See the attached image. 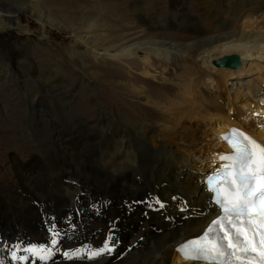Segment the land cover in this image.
<instances>
[{
  "label": "bare ground",
  "instance_id": "obj_1",
  "mask_svg": "<svg viewBox=\"0 0 264 264\" xmlns=\"http://www.w3.org/2000/svg\"><path fill=\"white\" fill-rule=\"evenodd\" d=\"M25 1L27 3H21L20 9L40 23L42 39H46L48 35L47 26L62 28L71 33L70 45L62 49L64 55L81 45L83 50H91L90 54L95 58V51H100V54L109 55V60H124L129 57L140 59L143 66L139 70L140 80L146 81L149 78L148 81L153 85L155 82L152 79L155 75L152 71L156 69L150 59L157 57L164 63L157 74L161 75L163 80L158 87L162 86L161 84H169V78L164 76L169 73L166 63L172 64L176 60L185 62L188 60L185 54L191 56L196 53V61L202 65L203 71L215 74L218 72L224 78L228 75L224 68L237 69L241 66V60L248 70L259 71L256 78L259 74L264 75V0H169L166 6L168 15L164 17L155 16L152 12L160 8H149L146 0H128L129 12L135 18L133 22L124 19L122 12L113 13L120 21L131 25L130 29L133 31H118L121 34L117 33L115 36L104 30H101V35L98 34L97 29L100 28L93 26L94 23L97 24L95 21L98 14L95 9L102 7L104 11H113L115 5L120 8L119 3H126L127 0H120L116 4H112L111 0H75L72 5L81 3L82 6L75 15L70 9L61 10L63 16L71 18L67 26L52 19L50 12L41 10L38 0ZM4 6L6 4L0 3V30L16 27L19 22L18 11L14 7L6 9ZM81 18L84 23L79 28L75 27L74 20ZM100 21L98 20L100 27L111 26L104 19ZM169 28L186 33L177 38ZM185 39L189 41L186 42ZM231 54L239 57L240 65L237 68L215 66L212 63L215 59ZM70 57L72 58L71 55ZM72 60H76L82 69L85 68L84 63L76 57ZM29 61L34 68L36 64H43L33 61L32 55ZM179 66L181 71L176 78L181 82L176 85L184 86L189 94L190 90L199 86H189L186 80L197 73L187 63ZM50 67L47 65V68H53L52 71H55L54 81L51 79L49 82L40 77V85L45 84L44 89L40 91L44 90L50 94L51 100L43 97L40 102L54 104V115H57L50 121L56 122L54 128L67 125L68 134L64 138V130L54 128L53 133L58 132L60 136L40 134L39 126L44 125L47 118H34L36 115L33 116L32 113H37L34 109L29 111L32 114L31 120H28L31 121L28 124L30 127L23 131L28 139L42 148L41 151L36 147L41 155L46 156V161L52 164L50 173L55 177L52 184L57 200L55 204L49 205V198L46 202L42 201L44 190L43 193L39 189L31 190L39 186L32 185L33 175L30 172L38 174L40 180H43L40 171L44 168L41 162L21 170L19 174L27 185L26 193H31L34 197L37 191V194H40L36 204L37 211L31 205L23 206L32 217L29 222L23 223L21 219L20 224L16 223L13 229L0 224V248L4 249L6 246L8 250L12 246L26 249V241L49 238L47 246L43 247L45 250L39 249L38 255L29 257L26 264H206L184 260L175 250V246L184 239L199 234L218 213L209 200L210 194L204 188L203 180L213 170V167L209 166L213 164L216 167L219 154L226 152L222 134L235 126L264 143V102L259 101L264 96V82L252 89L247 86L248 94L260 92L258 97L261 98L253 103L246 101L243 104L248 108L255 107L251 111L257 110L259 113L258 126H246L234 118L221 120L219 113L203 102L177 105L173 99L160 100L151 94L149 89L138 88L136 94L129 97L130 102L126 101L128 106H132L131 110L126 109V112L120 108L126 104L121 99L115 102L118 110L115 114L109 107L103 106L97 111L95 125L98 130L93 133H81L79 124L86 123V119L78 118L75 122L73 119L76 115H67L65 109L68 105L55 99L62 89L64 78L55 76L59 70L55 66ZM206 67L210 69H205ZM217 67L224 68L215 69ZM17 77L20 78L18 75ZM210 78L214 79L211 76ZM57 81L60 83L55 84ZM19 83L23 85L22 80ZM26 89L24 85L21 87L23 93ZM136 95L143 101L141 108L135 100H131L136 98ZM34 99L35 96L28 99L27 102L31 105L28 108L34 107ZM0 103L3 104L2 99ZM112 117H115V120L108 119ZM159 118L162 120H158ZM49 140L54 142V149L50 147ZM62 145H65V148L62 149ZM198 151L206 156L214 151L218 152L212 160L207 157V161L198 158L195 162L199 164L190 163L186 166L190 169H184L182 160L189 156V153ZM37 159L39 160L38 157ZM94 166L98 171L93 169ZM73 180L74 184L71 182ZM87 185L91 191L86 189ZM157 200L164 204L163 208H160ZM47 205L49 206L46 207ZM71 226L74 232L69 234L67 231L71 230ZM64 228L65 234L62 232ZM5 229L9 231L5 232ZM53 237L57 240L55 246L51 244ZM105 243L111 251L106 250L93 257L92 252L103 248ZM48 248H52V251H46ZM66 250L67 255L64 256L62 253ZM19 253L25 257V250ZM41 256L44 259H41ZM24 261L25 259L17 264H24ZM3 264L11 263L4 257Z\"/></svg>",
  "mask_w": 264,
  "mask_h": 264
},
{
  "label": "rangeland",
  "instance_id": "obj_2",
  "mask_svg": "<svg viewBox=\"0 0 264 264\" xmlns=\"http://www.w3.org/2000/svg\"><path fill=\"white\" fill-rule=\"evenodd\" d=\"M73 1L75 0H38L37 2L41 3L39 6L41 10L50 12V17L52 19L56 20L61 25L67 26L69 25L71 18L67 15L63 16L61 10L64 8L70 9L73 11V15H75L79 10L82 9L81 3L79 5H72L71 3ZM111 1L112 4H116L120 0ZM146 1L149 3V8H160V10L152 12L155 16L164 17L168 15V9H166V6L168 5L167 3L169 0ZM23 2L27 3L25 0H0V3L6 4L4 8L13 9L14 7L19 13V22L17 24L18 27L16 25V27H8L0 30V99H2L3 103H0V211H3V219L0 217V224H3L2 226L13 229L16 223L20 224L21 219L23 220V223L29 222L32 217L29 216V211L25 208L26 205H31V207L35 208L37 211L36 204H38L37 200H39L38 196L40 194H37V191V193H35L36 196L34 197L31 195V193H26L27 185L25 184V180L23 179V182L20 178V172L23 169H28L29 167L31 168L34 166V164L37 165L38 162H41L43 165L42 167L44 168V170L40 171V173H42L41 176L43 180H40L41 178L38 177V174H33L30 172L31 175H33L31 176V178L33 177L32 185L39 186L31 190L39 189L41 193H43L42 191L44 190L42 201L46 202L49 198L50 201L47 202L49 205L55 204L57 200L55 199L56 193L54 192L53 188L55 177L54 174L50 173L52 164L49 161H46L48 159H46L45 155H41L42 153L38 151L39 149L37 150V148H40L42 151V148L34 141L28 139L23 131L29 129L30 126L28 124L31 121L28 120L33 114V116L36 115L34 118L39 116V118H44L45 120L47 118V120L44 121L46 123L44 125L40 124L39 126V128L41 127L39 129L40 134L43 133L47 134L48 136L59 135L58 132L53 133L52 130L54 129L62 131L64 130L62 133L64 138H66V135L68 134L66 133L68 132L67 125L64 124V126L62 125L60 127L54 128V125L57 124L56 122L54 123V121L51 122L56 117L55 115H57H54V104L45 101L40 102V99L43 100V97H46L48 101L51 100V96H49L50 94L44 90L40 91L44 89L43 87L45 86V84L40 85V77H44L43 79H47L49 82L51 79L54 81L55 71H52L53 68H47V65L49 67L55 66L56 69L59 70L58 74H55V76L64 78L62 89L59 90L60 92L55 97V99L58 102L61 101L60 103L68 105H66L67 109H65L67 111V115L71 117L76 115L77 117H74L73 119L75 122L78 121V118L86 119L87 124H79V130L81 133H93L98 130V127L95 125L98 113L97 111L103 106L109 107L113 114H115L118 112L115 102L121 99L125 101V107H118L123 109V111H126V109L131 110L132 106H128L126 101H129V97L136 94V89L138 88L141 90L143 88L149 89V91L152 92L151 94L160 100L163 99L165 101L173 99L177 105L185 106L186 104H190L192 102H203L208 107H210V109L217 111L221 120H223L222 118L228 120L235 119V121L242 122L246 126H258L257 120H259V118L257 119V117H259V113L257 110L251 111V109H255V107L252 106L253 104L251 105L252 108H248L245 105L243 106V104H245L246 101H248V103H253L261 98V96L258 97L260 92H257L256 94L250 92L248 94L247 86L248 89L257 87L259 84L261 86L262 82H264V75L261 76L259 74V77L256 78L259 71L252 69L248 70L244 64V61L241 60V66L234 70L224 67L215 68H224L228 71V75L224 78L221 73L218 74L217 72V74H215L203 71L201 68L202 65L196 61L198 58L196 53L191 54V56L185 54V58L188 59L185 62H183V60H176V62L172 64L166 63L169 73H166L164 76L169 78V82L167 80L169 84H161L162 86L158 87L157 85L162 83L163 80L161 79L162 76L157 74L161 71V65H164V63H162V61L157 57L153 56L150 61L156 69L155 71H152V74L155 75V77L153 79L151 78L156 83V86H154L155 83L154 85L151 84L148 81L149 78L146 81L140 80L141 76H139V70L142 66L139 61L140 59L129 57L124 60H117V58H111V60H109L107 59L109 55L100 54V51H95L94 54L97 56L95 58L94 55L90 54L91 50L86 49L85 51V49L83 50V48H81V45L76 47L74 51L72 50V52L70 51V53L66 54L68 56L62 54V49H65L70 45V40L72 37L71 33H67L65 29L62 28L57 29L54 26H47L46 31H48V35H46V39H42L40 23L34 17L24 13L23 9H20V4ZM119 4L121 5L120 8L115 5L113 7V11H104V8L102 7H100L101 10L98 8L95 9L98 14L95 21L97 24L94 23L93 26L100 28L97 29L99 30V35L103 33L101 30L108 32V34L111 32V35L114 36L118 33V31L121 33L122 31H126L128 33L133 31L130 29L131 25L126 24L124 21H120L115 16V13H113L115 11L120 13L122 12L124 19L133 22V19L135 18L129 12L128 0L126 3L125 1H121ZM99 18L104 19V21L111 26L107 27V25H105L100 27L99 23L101 21ZM98 20L100 22H98ZM83 23V18L74 20L73 22L74 26L78 28L81 27V24ZM169 30H173L174 36L177 38H181L183 33H186L176 28H169ZM121 33H118L117 35ZM185 40L186 42L189 41V39ZM97 53L99 54L97 55ZM69 54L72 56V58L76 57L78 60L84 63L85 68L82 69L77 64L76 60H72ZM30 55H32L33 61L42 62L44 65L41 64V66H39L36 64V68H34L29 61ZM183 63L189 64L197 73L193 77H189V79L187 78L186 80V83L189 86H199L196 89L194 88L190 90L189 94L187 93V89L184 86L176 85V83L180 81V79L176 78V76L181 71L179 65L182 67ZM85 69L87 71H84ZM205 69H210V67H206ZM88 71H90V73ZM241 73H243L242 76H240ZM17 75L20 76V78L17 77ZM209 75L214 79H211ZM260 76L263 77V80ZM4 77L6 78L4 79ZM133 79L138 80L139 82L136 83ZM20 80H22L24 88H27L24 93L21 90L23 85H20ZM56 83H60V81L55 82V84ZM118 94L122 96H119ZM32 96H35L33 103L34 107L28 108V106L31 105H29L27 101L28 99L32 98ZM136 96V98H131V100H135L138 107H140L143 101H141L139 95ZM259 101L264 102V96ZM39 102L41 106L39 105ZM131 103L134 104V102ZM30 109H34L37 111V113H29ZM186 109L188 110L189 106H187ZM262 113L263 112H261V118L263 117ZM108 119L115 120V117ZM158 120L162 119L159 118ZM48 143L50 147L54 149V142L49 140ZM64 146L65 145H62V149L65 148ZM216 152L218 151H214V153L210 154L211 156L201 154L202 152L199 151L191 152L188 154L189 156H186L182 160L181 165L185 166L184 169L189 170L190 168L186 167L188 164H199V162H195V159L203 158L206 160L208 158V160H212L213 157H216ZM184 153L187 154V152ZM194 166L196 165H193V167ZM209 167L214 168L213 164H211ZM93 169L98 171L96 166H94ZM71 182L74 184L75 180ZM86 189L91 191V188L88 185L86 186ZM72 226L70 227L71 230L74 229ZM9 229H5V232L9 231ZM71 230H68L67 233L71 234L74 232V230ZM63 231L65 234V228L62 230V232ZM36 239L24 242V246H26V248H30L34 244L37 249L34 252L25 251L24 255L27 257V259L29 257H33V255H36L41 246L46 247L49 241V238H43V240L39 238ZM19 248L20 251L24 252L25 247ZM115 249L116 246L114 247V251ZM6 253V246H4V249L0 248V262H2V264L4 258L3 254ZM27 259H25L24 264H26ZM56 262H58V260Z\"/></svg>",
  "mask_w": 264,
  "mask_h": 264
},
{
  "label": "snow or ice",
  "instance_id": "obj_3",
  "mask_svg": "<svg viewBox=\"0 0 264 264\" xmlns=\"http://www.w3.org/2000/svg\"><path fill=\"white\" fill-rule=\"evenodd\" d=\"M230 133L232 135L224 138L227 139L232 152L219 156V159L228 163H225L209 181L210 190L215 193V200L222 215L212 220L198 239L188 240L178 251L185 259L204 260L210 264H248L256 256L264 264V251L256 253V248L252 246V241L247 238L244 230L246 227L251 231L254 227L252 213L256 211L258 202L260 208L257 215L260 221L264 222V146L237 129L230 130ZM218 183L226 187H218ZM157 203L160 208L164 207L159 200ZM256 235L257 233L253 232V238ZM261 243L264 244V240ZM51 244H57L55 237ZM36 250L35 245L25 249L27 252ZM40 250L45 249L41 246ZM106 250L111 251L107 243L103 248L93 251L92 256L95 257ZM46 251L50 252L52 248ZM15 255L13 253V256ZM40 258L44 259L43 256ZM19 259L24 260L27 257L21 256Z\"/></svg>",
  "mask_w": 264,
  "mask_h": 264
},
{
  "label": "water",
  "instance_id": "obj_4",
  "mask_svg": "<svg viewBox=\"0 0 264 264\" xmlns=\"http://www.w3.org/2000/svg\"><path fill=\"white\" fill-rule=\"evenodd\" d=\"M215 66H227L237 68L240 65L239 57L236 54L225 55L212 62Z\"/></svg>",
  "mask_w": 264,
  "mask_h": 264
}]
</instances>
